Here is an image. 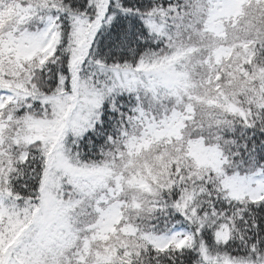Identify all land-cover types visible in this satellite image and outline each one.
Returning <instances> with one entry per match:
<instances>
[{
  "label": "snow or ice",
  "instance_id": "snow-or-ice-1",
  "mask_svg": "<svg viewBox=\"0 0 264 264\" xmlns=\"http://www.w3.org/2000/svg\"><path fill=\"white\" fill-rule=\"evenodd\" d=\"M0 264H264V0H0Z\"/></svg>",
  "mask_w": 264,
  "mask_h": 264
}]
</instances>
